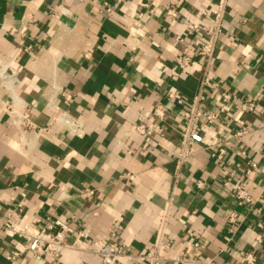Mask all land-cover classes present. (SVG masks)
Masks as SVG:
<instances>
[{
  "label": "crops",
  "instance_id": "0c3cea01",
  "mask_svg": "<svg viewBox=\"0 0 264 264\" xmlns=\"http://www.w3.org/2000/svg\"><path fill=\"white\" fill-rule=\"evenodd\" d=\"M218 1L0 0V57L12 54L16 91L37 124L22 134L0 103V223L60 218L73 228L67 237L74 243L54 263L27 251L10 260L23 240L2 235L0 264H101L103 243L144 250L162 228L174 242L170 253L192 229L213 264H246L243 250L264 264V0H227L213 64L197 54L178 74L172 69L179 55L199 49L196 37L206 36L188 31L192 23L209 25ZM205 74L218 88L201 86ZM62 86L72 98L61 103L87 124L84 137L44 129L54 115L47 101ZM219 88L237 96L214 123L225 154L214 158L201 143L179 165L170 149L185 113L199 92L201 110L217 109ZM174 91L182 104L169 98ZM7 96L0 86V98ZM247 99L256 102L253 112H241ZM161 103L163 117L154 114ZM140 113L156 125L148 148L135 130ZM238 130L246 132L235 136ZM251 162L257 168L246 178ZM238 179H246L254 203H237ZM113 264L139 262L120 256Z\"/></svg>",
  "mask_w": 264,
  "mask_h": 264
},
{
  "label": "built area",
  "instance_id": "2783aa9c",
  "mask_svg": "<svg viewBox=\"0 0 264 264\" xmlns=\"http://www.w3.org/2000/svg\"><path fill=\"white\" fill-rule=\"evenodd\" d=\"M227 0H219L212 8L210 15V24L201 25L192 23L188 33L196 34L202 32L206 38L196 37L195 43L199 47L194 53H186L179 55L175 59L173 70L178 74V69H184L188 65L196 62V55H201L206 60V66L213 64L215 52L219 38L223 32L222 21L227 10ZM169 13L175 15V10L169 9ZM229 38L233 40L234 34H230ZM89 56V52L85 53ZM12 54L8 53L0 57V86L8 92L7 98H0V103L4 106L7 116L11 122L17 126L22 134L27 132H36L37 124L33 119L31 106L26 102L25 98L17 93V88L20 84L18 70L11 64ZM201 86L218 88V84L212 82L209 77L205 76L201 80ZM219 102L217 109L201 110L198 102L203 98V94L199 92L196 98L191 103V108L185 113L187 119L186 126L178 129L179 142L170 149V153L182 164L190 156L195 154L199 148L198 145L206 143L205 149H208L214 158L222 159L226 149L224 148V140L215 138L214 123L218 121L219 116L224 113L230 103L237 102V96L226 89H218ZM72 95L65 91L62 86L57 90V93L50 96L47 101V106L53 111L54 115L49 126L44 129L48 131H64L72 137H84L87 133V124L84 119L71 112L65 107L61 100L70 101ZM169 98L176 99L182 104L184 99L178 91L170 92ZM256 102L253 99H247L241 104V112L250 113L255 110ZM165 112V104H159L154 111V114L163 117ZM143 113L139 114V121L136 124L135 130L143 137V147L148 148L153 141L155 132V123L144 121ZM238 123L244 124L245 120L240 118ZM57 130H54V128ZM246 130H238L234 135L240 136ZM257 168L256 162H251L245 168V176L248 178L250 174ZM234 175V172H232ZM129 179H134V173H127ZM177 179V178H176ZM198 188L205 186V181L198 179L195 183ZM234 197L239 205L245 203H254L252 194L247 188L246 179H238L234 185ZM87 193L91 194L93 190L86 188ZM171 200V199H170ZM170 207L167 205V208ZM169 209V208H168ZM167 216V215H166ZM165 216V217H166ZM238 213L232 210L229 214V223L231 230L237 226ZM43 221L38 218L35 222L13 223L6 221L0 223V238L2 235L11 237L12 239L23 240V248H15L7 254V259L15 260L20 257L23 251L39 253L46 257L48 262H56L61 253L74 246V243L68 239L67 235L73 231L69 223L60 218H47ZM260 227L264 226V221L258 223ZM85 236V230L79 231V237ZM173 240L167 238L166 229L162 228L155 240L144 250L131 251L124 243L114 241L105 242L98 248V253L101 256V264H113L117 257H124L130 260H137L139 264H162L164 262H173L176 264H213V260L204 256L203 248L205 241L201 240L194 230H186L180 235L179 248L177 253H170V247L173 245ZM241 255L246 264H257L255 253L243 250ZM81 264H88L83 262Z\"/></svg>",
  "mask_w": 264,
  "mask_h": 264
}]
</instances>
